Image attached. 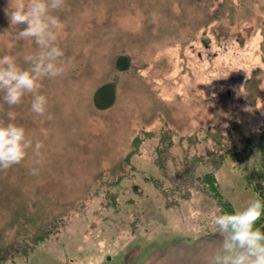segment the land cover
Here are the masks:
<instances>
[{
	"label": "rangeland",
	"instance_id": "obj_1",
	"mask_svg": "<svg viewBox=\"0 0 264 264\" xmlns=\"http://www.w3.org/2000/svg\"><path fill=\"white\" fill-rule=\"evenodd\" d=\"M8 6L0 58L27 68L41 49L17 39ZM53 15L65 73L39 81L45 115L0 93V122L44 145L40 164L30 148L0 171L2 264H126L134 241L143 256L167 235H217L206 173L235 211L257 199L264 165L245 139L264 125V0H65Z\"/></svg>",
	"mask_w": 264,
	"mask_h": 264
},
{
	"label": "clouds",
	"instance_id": "obj_2",
	"mask_svg": "<svg viewBox=\"0 0 264 264\" xmlns=\"http://www.w3.org/2000/svg\"><path fill=\"white\" fill-rule=\"evenodd\" d=\"M65 6V0H9L4 9L11 26L24 27L17 33L18 40H33L41 49L25 56L30 65L18 66L12 57L0 58V93L8 106L19 105L26 95L32 96L30 110L44 116L47 98L39 93L42 79H55L65 73L64 53L56 46L59 17L53 15ZM44 145L36 141L34 146L22 126L0 122V171L20 164L32 149L34 164L42 162ZM38 174V169H31ZM264 183V182H262ZM264 214V203L250 200L246 207L232 214L219 207L211 214V223L223 237L221 251L214 257V264H264V230L257 221Z\"/></svg>",
	"mask_w": 264,
	"mask_h": 264
},
{
	"label": "crops",
	"instance_id": "obj_3",
	"mask_svg": "<svg viewBox=\"0 0 264 264\" xmlns=\"http://www.w3.org/2000/svg\"><path fill=\"white\" fill-rule=\"evenodd\" d=\"M217 232V235L204 234V238H190V235L167 237V235L157 238L159 243L153 246L155 250L148 249L150 245L147 241L143 244L142 250L146 251L143 256L138 246L139 241H134L126 245L121 255L126 264H214V257L220 253L223 240L219 231Z\"/></svg>",
	"mask_w": 264,
	"mask_h": 264
},
{
	"label": "trees",
	"instance_id": "obj_4",
	"mask_svg": "<svg viewBox=\"0 0 264 264\" xmlns=\"http://www.w3.org/2000/svg\"><path fill=\"white\" fill-rule=\"evenodd\" d=\"M118 62H123L124 67H121V69L126 70L129 66L128 59L125 57H119ZM110 95V96H109ZM109 96V98H107ZM105 99L104 102L101 100ZM115 100L114 90H112L111 83L110 84H104L102 87H100L94 94V102L95 105L101 108H107L109 107ZM262 130L260 133V139L257 143H253L252 139L250 137H246L245 143L248 146V153L251 154L252 149L255 146L260 148V160L262 164L264 165V148H263V142H264V125H262ZM251 152V153H250ZM244 159H248V155L244 157ZM263 177V176H262ZM202 184L206 185V192L213 197V199L216 201L219 208L223 210V212H227L229 214H232L236 212L231 205V203L226 200V198L221 193L220 186L218 184L217 179L212 173H206L203 175V179L201 180ZM255 193L257 195V199H259L262 203H264V189L260 190L259 186L254 188ZM257 227L261 228V230H264V214L261 215L260 219L257 221L256 224ZM43 237H40L36 241L42 240ZM34 243V242H32ZM16 253V252H15ZM3 261H6L5 258H0V264L3 263Z\"/></svg>",
	"mask_w": 264,
	"mask_h": 264
}]
</instances>
